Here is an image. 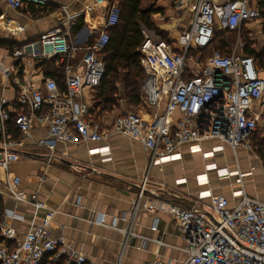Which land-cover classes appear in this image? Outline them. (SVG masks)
I'll list each match as a JSON object with an SVG mask.
<instances>
[{"label":"built area","instance_id":"built-area-1","mask_svg":"<svg viewBox=\"0 0 264 264\" xmlns=\"http://www.w3.org/2000/svg\"><path fill=\"white\" fill-rule=\"evenodd\" d=\"M4 1L13 11L29 4L44 8L49 3ZM100 5L106 7L104 30L91 43L81 45L83 54L78 67L65 65L62 90L54 78H45L39 88H34L26 74L20 73L28 62L55 60L64 64L76 48V38H70L72 15L0 56V186L15 202L30 204L36 211L45 210L41 224H31L21 238L5 220L11 214L4 212L0 221V264H40L48 255L52 260L63 257L67 264L86 262L81 252L49 235L55 211L47 209L36 194L20 191L19 178L9 176L11 164L26 158V142L32 139L34 128L40 129L43 136L32 145L46 151L47 164L55 159L57 144H97L114 135L138 142L149 152L148 167L132 200V211L121 218L128 221L127 229L122 231L127 240L141 210L162 212L174 221L182 242L172 247L180 259L163 261L157 256L149 264H264V200L247 196L241 187L231 193V199L213 195L210 190L200 193L209 202L199 209L147 195L150 168L180 160L178 149L182 145L192 144V151H201V142L218 141L211 152L202 153L203 158L224 148L252 150L251 137L258 124L249 110L264 98V72L256 68L253 58L242 53V43L227 54L213 52L203 63L191 52L208 48L216 31L239 32L242 26L255 23L263 32L264 14L259 0H175L178 10L190 14L187 26L180 32L179 51L141 27V104L152 110L153 116L144 120L128 111L113 116L109 123L96 118L85 95L86 90L94 92L102 81L105 64L101 54L109 42L106 30L116 26L121 16L119 4L105 0H92L84 13H92ZM0 26V33L13 36L24 30L9 19L0 21ZM7 90H13L12 96L7 95ZM174 112L179 113L178 119H173ZM95 152L108 157L107 148ZM217 172L224 177L235 175L237 183L243 184L245 174L225 169ZM205 177L198 176V183L205 184ZM119 221L114 218L109 227L118 230ZM96 222L104 225L101 215ZM153 243L162 245L157 239Z\"/></svg>","mask_w":264,"mask_h":264},{"label":"crops","instance_id":"crops-1","mask_svg":"<svg viewBox=\"0 0 264 264\" xmlns=\"http://www.w3.org/2000/svg\"><path fill=\"white\" fill-rule=\"evenodd\" d=\"M91 2L49 0L44 8L29 4L19 11H13L4 0H0V21L9 19L24 28L17 36L7 32L3 34L18 43L26 42L60 25L67 16L72 15L74 19L70 38H76L75 51L63 65L55 62V66L63 72L64 79L65 65L75 68L81 64V45L90 43L104 30L106 7L100 5L92 13H84L85 7ZM259 7L264 14V0H259ZM140 10L148 13L152 26L148 31L160 36L162 32L169 34L171 28H175L173 31L180 29L181 32L190 18L186 10H178L175 0H141ZM78 25L79 29L74 30ZM257 28V24L250 23L240 30L246 31L255 50H264V31ZM257 45L261 48L256 49ZM174 47L179 51V45ZM6 51L0 49V56H4ZM40 64L25 63L20 73L21 76L26 74L34 88H39L45 78H50L47 76L49 72L43 70ZM260 71L264 72V69ZM96 90L85 91L92 106ZM6 93L12 96L13 90H7ZM118 103V108L99 116L100 121L109 123L113 116L128 112L131 108L123 101ZM132 109L144 120L153 116L152 110L142 104ZM249 113L258 124L257 132L251 137L252 144L255 137L264 139V98L254 102ZM178 118L179 113L174 112L173 119ZM42 136L41 130L34 128L32 139L26 142V158L11 164L9 176L19 178L20 191L36 194L47 209L55 211L49 229L51 237L60 238L72 249L81 252L86 258L85 264H149L157 256L163 261L181 258L172 249L182 244L179 232L174 221L165 213L141 210L134 218L132 234L128 235L127 240L122 231L127 229L128 221H122L121 218L131 213L132 200L149 163V152L140 143L114 135L97 144H57L55 159L47 164L46 151L35 149L32 145L33 141ZM200 145L201 151H192V144L182 145L178 149L182 156L180 160L153 165L149 171L148 197L171 200L180 206L199 209L201 204L209 202V198L200 196L202 192L210 190L213 195L222 194L231 199V193L242 188L247 196L264 200V196L257 190L264 186V166L253 147L251 151L224 148L214 151L212 157L203 158L202 153L211 152L219 142L203 141ZM99 148H107L108 157L95 152ZM212 165L215 167L208 170ZM222 169L245 174L243 184L237 183L235 175L220 176L217 170ZM201 175H206L205 184L198 183V176ZM41 176L44 178L41 179ZM0 197L4 212L7 210L11 214L5 220L19 238L28 231L31 224L40 225L45 217V210L36 211L30 204L15 202L1 186ZM98 215H101L104 225L96 222ZM114 218L120 220L117 223L118 230L109 227ZM153 227L156 229L153 230ZM156 239L162 245L153 243Z\"/></svg>","mask_w":264,"mask_h":264},{"label":"trees","instance_id":"trees-1","mask_svg":"<svg viewBox=\"0 0 264 264\" xmlns=\"http://www.w3.org/2000/svg\"><path fill=\"white\" fill-rule=\"evenodd\" d=\"M114 1L119 4L121 16L116 26L106 30L109 35V42L101 54L105 64V71L102 81L96 90L92 106L96 112V118L118 108L119 101H123L126 106L131 108H137L142 103L141 84L144 80V73L139 64L140 54L138 49L143 42L140 27L143 26L150 30L152 26L149 23L148 13H143L140 10L141 0H108L110 4ZM79 27L80 25L75 26L74 30L79 29ZM215 34L217 38L212 39L209 47L213 45L214 49L227 53V46L229 42L235 39V33L233 35L227 34L228 36H223L224 34L219 32H215ZM245 34L247 35L246 31H239L243 44L242 53L253 58L258 70L264 69V50H255L253 42ZM161 38L166 40L162 36ZM18 45L20 43L15 40L0 37V49L11 51ZM204 50L197 51V53L204 52ZM175 51L177 50L175 49ZM191 53L195 54L194 51ZM40 65L43 70L49 72L47 76L54 78L62 90L63 72L59 69L60 67L57 68L55 66V60L42 62ZM252 147L264 166V139L255 137ZM3 213L4 206L0 197V221ZM40 264H67V262L63 257L58 260H52L51 256L48 255L41 260Z\"/></svg>","mask_w":264,"mask_h":264},{"label":"rangeland","instance_id":"rangeland-1","mask_svg":"<svg viewBox=\"0 0 264 264\" xmlns=\"http://www.w3.org/2000/svg\"><path fill=\"white\" fill-rule=\"evenodd\" d=\"M175 28H171L169 31H170V33L168 34V33H161V36L162 37H164L165 39H166V41L169 43V44H172L173 46L175 45V46H178V43H179V36H180V29H176L175 31H173ZM0 30H1V26H0ZM172 30V31H171ZM216 32H219V33H223L224 35L223 36H228L227 34H229V35H233L234 33H235V35H236V37H235V39L232 41V42H229V44H228V46H227V53H229V52H231V51H233V49L235 48V47H237L236 46V44L237 43H242V40L240 39V36H239V32H224V31H216ZM151 34H156V35H159V34H157V33H153V32H150ZM246 35V34H245ZM161 36L159 35V37L161 38ZM247 36V38L249 39V40H251L250 39V37L248 36V35H246ZM0 37H2V38H8V37H5V35L4 34H2V35H0ZM213 38H217L216 37V34H215V37H213ZM213 46V45H212ZM212 46H210V47H208V49L207 50H204V52L202 51L201 53H197V51H195V54H193V56L195 55L196 57H199V59H200V62L201 63H203L204 61H205V59L209 56V55H211L213 52H220V53H222V51L221 50H219V49H214ZM259 48H261L260 47V45H257L256 46V49H259ZM239 49V48H238ZM239 50H237V52H238ZM227 53H222V54H227ZM6 62V61H5ZM128 111L129 112H134L133 111V109L132 108H129L128 109ZM260 162H261V164H263V162H262V160H260ZM258 190V192H260L261 193V196H264L263 194H264V186H261L259 189H257ZM250 191V190H249Z\"/></svg>","mask_w":264,"mask_h":264},{"label":"water","instance_id":"water-1","mask_svg":"<svg viewBox=\"0 0 264 264\" xmlns=\"http://www.w3.org/2000/svg\"><path fill=\"white\" fill-rule=\"evenodd\" d=\"M70 165V164H69Z\"/></svg>","mask_w":264,"mask_h":264}]
</instances>
